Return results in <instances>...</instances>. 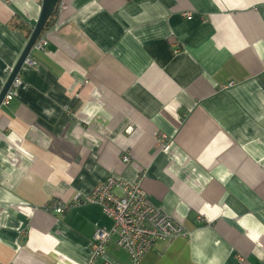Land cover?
Returning <instances> with one entry per match:
<instances>
[{"label": "crops", "instance_id": "1", "mask_svg": "<svg viewBox=\"0 0 264 264\" xmlns=\"http://www.w3.org/2000/svg\"><path fill=\"white\" fill-rule=\"evenodd\" d=\"M41 3L0 0V92ZM43 36L0 106V264H87L112 221L45 206L109 177L188 231L139 264H264V0H60Z\"/></svg>", "mask_w": 264, "mask_h": 264}, {"label": "built area", "instance_id": "2", "mask_svg": "<svg viewBox=\"0 0 264 264\" xmlns=\"http://www.w3.org/2000/svg\"><path fill=\"white\" fill-rule=\"evenodd\" d=\"M183 16L190 18L189 13H184ZM47 45L48 42L42 35L32 49L42 51ZM23 65L33 67L35 62L28 56ZM231 85L232 83L228 84ZM20 88H25V83L18 74L1 105L10 104L14 99L15 91ZM132 131L131 127L126 129L127 134ZM127 161L128 157H123V162ZM116 190L118 193L115 192ZM88 204L98 205L103 214L112 221V227L110 230L97 229L94 232L87 264H96L98 259L105 255L106 247L113 236L117 237L116 244L128 254V263L139 264L155 243L188 235L182 223L150 202L139 180L128 184L109 177L106 182L97 184L89 194L77 195L67 203L51 201L45 208L51 213L61 215L73 207ZM240 262L243 260L240 259Z\"/></svg>", "mask_w": 264, "mask_h": 264}, {"label": "water", "instance_id": "3", "mask_svg": "<svg viewBox=\"0 0 264 264\" xmlns=\"http://www.w3.org/2000/svg\"><path fill=\"white\" fill-rule=\"evenodd\" d=\"M59 3H60V0H42L38 20L35 23V25L32 27V30H31L30 36L28 38V41L26 43V46H25L20 58L18 59L16 65L12 69L2 91L0 92V106H1L3 98L5 97L6 93L8 92L14 78L20 73L25 59L30 55L34 44L36 43V41L39 38L42 31L44 30L46 22L48 21L51 14L53 13V11L55 10V8L57 7V5Z\"/></svg>", "mask_w": 264, "mask_h": 264}, {"label": "trees", "instance_id": "4", "mask_svg": "<svg viewBox=\"0 0 264 264\" xmlns=\"http://www.w3.org/2000/svg\"><path fill=\"white\" fill-rule=\"evenodd\" d=\"M58 6H59V4L57 5V7L55 8V10L53 11V13L51 14V16H50V18L48 19V21L46 22V25H45V28H44V30L42 31V33L40 34V36H42L50 27H51V25H52V23H53V20H54V18H55V16H56V13H57V11H58ZM15 27L16 28H19V29H23V25L22 24H16L15 25ZM30 31H28V37L30 36ZM39 36V37H40Z\"/></svg>", "mask_w": 264, "mask_h": 264}]
</instances>
